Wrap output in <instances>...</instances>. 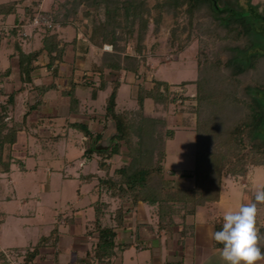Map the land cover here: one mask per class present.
I'll return each instance as SVG.
<instances>
[{
	"label": "rangeland",
	"instance_id": "obj_1",
	"mask_svg": "<svg viewBox=\"0 0 264 264\" xmlns=\"http://www.w3.org/2000/svg\"><path fill=\"white\" fill-rule=\"evenodd\" d=\"M94 1L70 0L66 15H63L64 18L62 15L59 17V20L65 21V24L72 23L68 29L72 33L77 32L87 46L92 62L84 70L99 77L97 86L93 87H99L100 81L103 80L106 82L105 87L109 86L111 93L114 83L118 82L120 85L124 83L122 94L116 101L118 104L116 109L136 110L137 86H147L155 77L166 80L170 85L167 106L157 105L152 99H146L144 103L145 114L160 119L166 118L167 125L164 131H171V134L165 137L168 138L167 141L165 140L168 155L166 166L183 171L194 166L196 128L200 127L206 138L208 134L213 137L212 141L207 140L206 144L201 146L203 154L208 153L201 162L207 160L202 167L209 166L208 178L219 171L227 172L226 185L233 187L234 183L238 192L239 186H247L246 189L240 190L245 191L246 196L250 195L246 203L257 204L255 226L257 230L263 227L264 202L255 201V193L264 190V165L258 167L254 164L264 162V158L257 154L254 160L255 155L252 157L250 144L237 152L230 145L228 147L224 141H220V138L225 139L224 132L228 130L233 132L239 123L246 120L250 100L263 95L261 91L264 90L263 31H258V34L257 31L244 33L232 28L229 30L220 20L224 15L215 14L209 3L191 7L184 0H179L177 5H174L175 0H99L98 4ZM131 2H133L132 6ZM226 3L231 4L234 10L243 12V15L245 12L249 14L251 10L254 11L251 7L257 6L259 10H263L262 5L264 6V0H220L219 6L223 7ZM107 8L110 9L109 17ZM127 8L128 12L125 10ZM70 40L73 41L66 42L69 44L77 42L76 36ZM254 50L261 55L250 59L247 55ZM64 55L58 63V69L64 61ZM37 59L39 62L46 61L48 55L41 54ZM241 61L244 64L247 62L249 66L245 67L244 71L238 72L236 68ZM116 64L121 68L117 69ZM50 73L44 70L40 77ZM51 75L53 76V73ZM53 80H56L55 84L58 85L59 92L53 90L51 94L59 103L52 102L53 99H50L49 95L46 97L48 99L43 101L45 106H48V101L60 105V113H63L66 110L67 100L61 95H65V91L58 78ZM196 80L201 89L199 95L205 97L203 104L195 97L198 94L194 83ZM182 82L187 83L182 86ZM68 98L71 104L70 96ZM103 102L102 100V105ZM98 107H100L99 111H103L100 103ZM21 112L3 113L4 122L12 126L11 128H20L18 134L23 132L24 126H28L30 134L39 136L30 137L25 129L23 136L28 134V141L24 144L29 143L28 150L32 155L23 158L24 169H14L11 173L13 184L8 176L0 177V210L8 212L6 219L9 232H13L14 227L21 228L23 222L28 224L26 227L29 228V231L24 233L25 243L19 241V237L14 234L7 239L3 238L1 233V240L8 246L20 243L27 245L37 240L39 235L47 234L59 213L69 211L71 206L78 203V193L92 188V180L91 184L87 180H82L81 173L95 171L101 159H110L94 153L93 155L98 157L90 160L81 169L79 148L73 145L66 148V141L61 138L65 134L61 126L67 123L63 114L53 121L44 118L39 124L44 128L39 131V128L36 130L29 126L31 121H35V115L30 117L27 115L24 118L25 124L22 125L25 114ZM41 113L43 112H39V115ZM32 118L34 120H31ZM112 127L115 132L113 124ZM218 133H222L219 138ZM70 143L72 142L69 141ZM106 145L107 137L102 136L98 144L92 145L89 149ZM120 151L126 156L124 162L109 160L110 163H107L106 161L110 167L109 176L113 180L119 178L116 170L130 162L127 149L123 145ZM18 161L20 159L15 158V163ZM245 168L247 174L243 176ZM173 180L181 183L177 177ZM189 180V178L184 179L182 184H187ZM93 181L97 184L96 188L99 187V181L98 183L97 180ZM105 199L111 203H121L120 200L109 196ZM109 213L111 214L109 219H114V211ZM17 214L20 215L17 217ZM9 250L13 255L20 253L16 249Z\"/></svg>",
	"mask_w": 264,
	"mask_h": 264
},
{
	"label": "crops",
	"instance_id": "obj_2",
	"mask_svg": "<svg viewBox=\"0 0 264 264\" xmlns=\"http://www.w3.org/2000/svg\"><path fill=\"white\" fill-rule=\"evenodd\" d=\"M64 1L0 0V114L7 113L6 106H8V113L9 111L10 113L22 111V114L28 112L29 117L35 115V121H31L29 126L36 130L39 128V131L44 128L39 125L44 118L47 117L48 120L53 121L59 119L60 115L63 114L67 123L65 126H61L65 130V134L61 138L65 139L66 148H70L72 145L79 148L81 158L79 166L82 169L90 160H95L98 157V155L87 154L86 150L92 148V145L96 146L102 136L107 137L106 147H109L113 139L114 129L112 121L105 116V102L109 96L110 88L108 86L95 91L93 86H97L99 77L95 73L84 70L92 60L87 52L85 42L80 39L81 36L77 32H70L68 29V26L72 23H57L56 31L65 41H71L70 39H74V36L77 38L76 44L68 43L64 61L61 63L57 74H54L52 68L48 67L49 57L46 61L39 62L36 59L32 62L36 67L31 71V80H27V75L21 70V53L27 54L40 48L45 34L44 29L31 28L28 25L29 20L39 8L52 9L57 14ZM61 15L63 16L60 12L59 17ZM34 44L36 45L34 46ZM44 70L47 73H53L54 77L50 73V75L46 74L41 78L40 76ZM105 75L107 76L106 73ZM54 78L59 79L64 91L73 88L74 96H76L77 101L74 103L75 107L73 108L68 98L69 95L66 96L65 93V95H61L67 100L65 103L66 110L63 113H60V105L52 104L55 101H57L55 103H59L51 94L53 90L59 92V87L56 86ZM52 83L55 86L43 90V86ZM122 84L118 88L116 101L119 100V95L122 94ZM12 93H16L14 102L8 103V98ZM48 95L53 100H51L52 102L48 101V106H45L43 100L48 99L46 98ZM102 100L104 101L103 105ZM99 103L103 111H99ZM39 112L43 113L39 115ZM74 123L78 125H74ZM80 125H84L88 133ZM25 129L30 137L39 136L38 134H30L28 126H24L23 132ZM23 132L19 133L20 135L18 134V139L14 144V161L10 169L0 172V177L8 176L12 180V184L13 179L10 175L13 170L24 169L25 162L23 158L32 155L28 150L29 143L24 144L28 141V134L23 136ZM50 138L61 139L59 137ZM69 141L72 143L69 144ZM124 157H126L125 154L120 151L119 154L116 153L105 161L107 163H110V161L122 163ZM15 158L20 159V161L15 163ZM166 159L164 165L168 177L172 179L177 177L181 182L180 184L175 182L178 186L192 187L194 178L181 177L179 173L183 170L175 168L173 170L178 173L170 175L172 168L166 166ZM193 168L194 166L187 170ZM104 173V170L99 167L95 171L81 173L80 178L82 180H87L89 183L92 180V188L85 190L83 193L79 192L78 203L71 206L69 211L59 213L48 233L39 235L37 240H33L35 242L31 241L27 245L24 244L26 240L24 233L29 231V228L26 227L28 224L23 222L21 228L14 227V231L9 232L6 219L8 212L0 210V264H15L7 262L4 250L10 251L9 249H16L20 252L19 260L21 261L17 264H22L25 256L23 251L33 248L42 237L49 236L54 229H56L55 238L48 239L45 245L40 248L35 258L37 264H224L217 250L220 246L215 244L211 233L215 231L217 217H222L225 209H236L241 204L246 203L245 201L248 200L250 195L247 194L246 196L245 191L242 192L240 189H246L247 186H239L238 192L235 190L237 186L232 181L233 187L226 185L225 181L221 187L218 201L198 204L191 213L184 216L173 215L172 221L163 222L159 215V207L153 203L139 201L135 205L124 204L126 211L124 221L121 226L116 227L117 254L110 261L105 262L98 261L94 256H91L98 239L95 225L96 206L100 195L99 187L96 188L95 185L97 184L93 180H97L98 183L99 178ZM90 174H95V176L88 178L87 176ZM186 178L193 181L189 180L187 184H182V181ZM228 180L230 179L228 178ZM105 201L107 200L105 199ZM119 205V203H111L110 201V207L106 209L105 216L102 217L103 223L114 222V219H109L111 214L108 210L115 211ZM19 215L17 214V217ZM1 233L3 238L7 239L14 234V236L19 237V241H24V243L23 245L21 243L10 246L4 245L1 240ZM123 244H127L126 247H123ZM256 264H264V258L258 260Z\"/></svg>",
	"mask_w": 264,
	"mask_h": 264
},
{
	"label": "trees",
	"instance_id": "obj_3",
	"mask_svg": "<svg viewBox=\"0 0 264 264\" xmlns=\"http://www.w3.org/2000/svg\"><path fill=\"white\" fill-rule=\"evenodd\" d=\"M70 0H65L57 12H54V17L57 23L59 20L60 12L66 15V8L69 5ZM189 3V6L196 7L201 4L209 3L211 9L215 14H223L220 20L224 26H228L229 30L235 29L236 31H243L244 33L256 32L254 23L252 22V15H243V12L234 10L231 4H223V7L219 6L220 0H184ZM94 3H100L99 0H95ZM133 2H131V6ZM179 0L174 1V5H177ZM136 7V5H135ZM126 12L129 9H125ZM106 12L108 17L110 9L107 8ZM252 13V12H251ZM59 14V15H58ZM112 17V16H111ZM62 23V21H60ZM65 21H63L64 23ZM52 28H41L45 30L44 37L42 39V46L29 53H21V70L27 75V80H31V71L35 69V65L32 64L41 54L46 53L49 57L48 67L52 68L54 74L58 73V63L61 62L65 53V48L68 45L59 33ZM54 29V30H53ZM258 33V32H256ZM259 34V33H258ZM259 52H250L247 56L250 59L260 56ZM248 59V57H247ZM245 61V60H244ZM248 63H238L236 71L242 72L245 67H248ZM114 67V66H113ZM117 69L121 68L116 64ZM187 82H182L181 85L185 86ZM197 87L196 99L203 104L205 97L199 94L201 89L198 87L197 80L194 82ZM119 83H114V88L110 95L107 97L105 104V116L110 119L114 125L115 132L113 139L108 149L96 150L89 149L86 153L93 155L98 153L101 156L110 158L112 155L119 153L120 148L123 145L127 149V155L130 157V162L127 165L117 169L119 178L113 180L109 176V165H107L105 159H101L99 167L104 170V177L99 178V198L97 200V215L95 229L98 232L97 242L91 252V256H94L98 261L108 262L113 256L117 254L116 243V227L121 226L124 221L126 211L124 204L135 205L139 201L153 203L159 207V215L163 222L172 221L173 215H181L191 213L198 204H204L208 202H215L219 200L220 190L225 182L227 172L211 174V178H208L209 166L202 167L206 164L203 158L208 153H204L201 146L207 142L212 141L211 134H206L200 128H196V156L194 168L191 170H184L179 173L181 177H193L194 185L192 187H182L175 183V180L168 177L165 169L166 159V142L168 138L167 134H171V131H164L167 125L166 118L160 119L157 117L149 116L145 114V100L152 99L157 105L167 106L169 101V88L170 85L166 80L160 78H153L152 83L145 86H137V103L138 108L136 110H122L116 109L117 103V88ZM55 86L54 83L43 86V90ZM106 82L100 81L99 87L95 88L97 91L100 88H104ZM71 98V104L74 106L76 103V97L74 96V90L71 88L64 92ZM16 93H12L8 98V103H13ZM6 106V112L8 111ZM28 112L23 116L22 125L25 124L26 116ZM4 115L0 116V172L8 171L13 162L14 156V144L16 142V136L20 128H11L6 122H4ZM74 125H78L75 124ZM87 133L86 127L80 125ZM264 98L253 97L248 103V114L246 120L239 123L233 130L224 132L225 139L220 138V141H224L225 144L237 152L240 148L250 144V152L252 157L260 155L264 158ZM244 133V134H243ZM164 134V135H163ZM222 133H218L219 138ZM167 141V140H166ZM204 144V145H205ZM201 160V161H200ZM253 160V161H254ZM251 161V160H250ZM202 164V165H201ZM255 166H262L264 162L254 164ZM242 171V170H241ZM178 173L176 170H170V175ZM247 174V170L243 171V176ZM214 175V177L212 176ZM94 174H90L87 177L92 178ZM209 187V188H208ZM109 196L113 199L120 200L119 207L114 211V222L103 223L102 217L105 216L106 209L110 207V202L105 201L104 196ZM109 212V210H108ZM257 215V214H256ZM161 220V221H162ZM114 224V225H113ZM167 224V223H166ZM171 224V223H169ZM221 227V216L217 217L215 221V230ZM56 229H54L49 236L42 237L40 241L33 247L26 250L24 260L22 264H37L35 261L40 248L45 245L48 239H54ZM258 236L260 237L258 244L264 251V226L259 227ZM216 244V243H215ZM127 244H123L126 247ZM217 245V244H216ZM220 246V245H217Z\"/></svg>",
	"mask_w": 264,
	"mask_h": 264
},
{
	"label": "clouds",
	"instance_id": "obj_4",
	"mask_svg": "<svg viewBox=\"0 0 264 264\" xmlns=\"http://www.w3.org/2000/svg\"><path fill=\"white\" fill-rule=\"evenodd\" d=\"M255 201L264 202V190L255 193ZM257 204L243 203L236 209H225L221 227L211 233L224 264H256L264 258L258 244L260 237L256 228Z\"/></svg>",
	"mask_w": 264,
	"mask_h": 264
},
{
	"label": "built area",
	"instance_id": "obj_5",
	"mask_svg": "<svg viewBox=\"0 0 264 264\" xmlns=\"http://www.w3.org/2000/svg\"><path fill=\"white\" fill-rule=\"evenodd\" d=\"M28 25L32 28H52L56 25L54 11L52 9H38L32 18L29 20ZM7 262L19 263V253H13L11 251H4Z\"/></svg>",
	"mask_w": 264,
	"mask_h": 264
},
{
	"label": "flooded vegetation",
	"instance_id": "obj_6",
	"mask_svg": "<svg viewBox=\"0 0 264 264\" xmlns=\"http://www.w3.org/2000/svg\"><path fill=\"white\" fill-rule=\"evenodd\" d=\"M253 10H251V12H253L254 15H252V22L254 23L255 29H257L256 31H263L264 33V6L262 5L263 10H259V8L256 7H251ZM263 25V26H262ZM260 27V28H256V27ZM263 92L262 98H264V90H261Z\"/></svg>",
	"mask_w": 264,
	"mask_h": 264
},
{
	"label": "water",
	"instance_id": "obj_7",
	"mask_svg": "<svg viewBox=\"0 0 264 264\" xmlns=\"http://www.w3.org/2000/svg\"><path fill=\"white\" fill-rule=\"evenodd\" d=\"M249 13V12H248ZM247 14V13H246ZM250 14H253V12L252 13H250ZM107 147L105 146V147H103V146H97L96 147V150H105Z\"/></svg>",
	"mask_w": 264,
	"mask_h": 264
}]
</instances>
